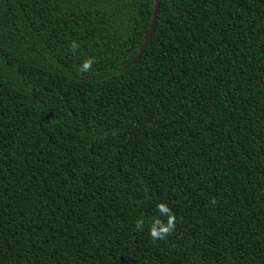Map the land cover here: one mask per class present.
<instances>
[{"label":"trees","instance_id":"trees-1","mask_svg":"<svg viewBox=\"0 0 264 264\" xmlns=\"http://www.w3.org/2000/svg\"><path fill=\"white\" fill-rule=\"evenodd\" d=\"M153 5L0 0V264H264V0Z\"/></svg>","mask_w":264,"mask_h":264},{"label":"clouds","instance_id":"clouds-1","mask_svg":"<svg viewBox=\"0 0 264 264\" xmlns=\"http://www.w3.org/2000/svg\"><path fill=\"white\" fill-rule=\"evenodd\" d=\"M70 50L75 53L79 50L80 45L76 41H72L70 44ZM97 61L93 57L84 59L79 68L78 72L83 75L91 71L92 65ZM215 199L213 198L210 203L215 204ZM157 210L166 217V221L159 218H154L151 224L148 227V235L153 242L157 240H165L169 235H171L176 228V216L172 213L171 209L164 203H159L156 205ZM145 227V221L139 219L135 221V229L137 231H142Z\"/></svg>","mask_w":264,"mask_h":264},{"label":"water","instance_id":"water-1","mask_svg":"<svg viewBox=\"0 0 264 264\" xmlns=\"http://www.w3.org/2000/svg\"><path fill=\"white\" fill-rule=\"evenodd\" d=\"M157 9H158V0H154V5H153V12L151 15V19L148 25V30L146 31L143 41H142V45L139 49L138 54L136 55L135 59H133V62L138 58V55L141 53V51L144 49L145 45L147 44V42L149 41V39L151 38L153 29H154V24H155V17L157 14Z\"/></svg>","mask_w":264,"mask_h":264},{"label":"rangeland","instance_id":"rangeland-1","mask_svg":"<svg viewBox=\"0 0 264 264\" xmlns=\"http://www.w3.org/2000/svg\"><path fill=\"white\" fill-rule=\"evenodd\" d=\"M152 40L154 42H158L159 41V39H158V37L156 35H153ZM168 41H169L168 39H164L161 42L166 45L168 43Z\"/></svg>","mask_w":264,"mask_h":264}]
</instances>
